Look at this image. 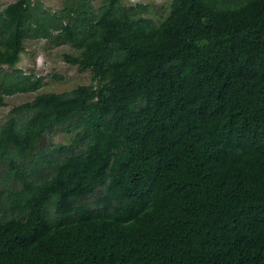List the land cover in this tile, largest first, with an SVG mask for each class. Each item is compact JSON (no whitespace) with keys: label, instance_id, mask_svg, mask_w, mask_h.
I'll use <instances>...</instances> for the list:
<instances>
[{"label":"trees","instance_id":"16d2710c","mask_svg":"<svg viewBox=\"0 0 264 264\" xmlns=\"http://www.w3.org/2000/svg\"><path fill=\"white\" fill-rule=\"evenodd\" d=\"M63 4L0 10V106L37 94L0 124V264H264V0ZM33 39L93 83L38 93Z\"/></svg>","mask_w":264,"mask_h":264},{"label":"rangeland","instance_id":"374dc122","mask_svg":"<svg viewBox=\"0 0 264 264\" xmlns=\"http://www.w3.org/2000/svg\"><path fill=\"white\" fill-rule=\"evenodd\" d=\"M46 8L52 12L59 11L64 7L65 0H41ZM97 9L102 0H93ZM173 0H123L125 6L136 5L137 3L148 6L146 17L154 20H163L171 12ZM13 0H0V10H4ZM25 52L17 68L24 72L33 73L37 77H44V86L38 93H69L78 86L90 85L93 83V75L90 71H82L78 66L65 61V55H75L76 51L71 46L58 42H50L45 39L27 40ZM8 66H0V75H10L12 70ZM36 93H23L14 96H6L5 102L0 106V124H3L13 115V110L36 98ZM16 115V114H14ZM72 141V134L67 133L63 127H55L47 135L43 144L68 145ZM7 175L5 167L0 165V190L4 188V179ZM15 186V185H14ZM9 186V188L14 187ZM102 192L98 191L89 200H94Z\"/></svg>","mask_w":264,"mask_h":264}]
</instances>
